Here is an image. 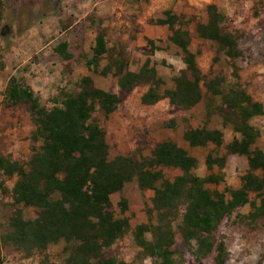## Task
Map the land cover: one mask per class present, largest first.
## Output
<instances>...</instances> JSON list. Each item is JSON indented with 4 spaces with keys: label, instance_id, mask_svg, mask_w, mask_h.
I'll list each match as a JSON object with an SVG mask.
<instances>
[{
    "label": "trees",
    "instance_id": "16d2710c",
    "mask_svg": "<svg viewBox=\"0 0 264 264\" xmlns=\"http://www.w3.org/2000/svg\"><path fill=\"white\" fill-rule=\"evenodd\" d=\"M2 7L0 0V17ZM205 10L206 21L195 24L197 35L214 41L218 51L229 58L240 56L238 38L226 27L225 15L214 3L207 4ZM154 22L169 28L168 40L182 53L184 67L173 76L170 88L161 89L164 81L149 57L137 70H131L122 51L107 47L103 31L95 35L92 56L86 64L96 70L100 60L107 58L99 72L117 76L118 93L95 86L91 76L83 75L76 92L63 93L59 105L46 108L29 85L15 75L9 77L2 93L3 103H28L34 124L32 139L39 144L25 163L0 155V173L15 178L11 197L17 205L8 218V229L0 235L2 243L30 255L63 240L68 251L64 264H135L104 255L106 248L131 230L149 264H183V251L173 248L177 229L194 260L212 256L215 264H225L228 251L224 240L216 235L222 220L245 205L249 210L238 214L241 220L255 223L264 216V149L254 146L260 130L251 123L254 116L263 113L262 104L244 88L226 86L224 75L202 81L196 55L189 48V31L181 26L187 23L182 17L168 9L165 17ZM147 43L151 51L157 48L152 39ZM54 50L63 59L72 57L65 41ZM139 85H147L140 95L141 103L146 105L167 97L172 105L189 109L202 99L203 85L212 97H219V113L238 135L225 143V154L207 153L206 174L194 173L192 170L199 166L197 157L172 140L156 142L150 157L136 159L121 154L108 158L105 131L92 119V113L98 109L109 115ZM183 137L192 147L224 144L223 132L218 128L190 127ZM228 154L247 158L248 167L240 177V185L225 190L209 188L207 184L223 180L220 171L212 170L222 169ZM159 166L173 167L180 173L168 179L156 169ZM133 178L140 189H151L153 195L147 210L149 221L131 227L128 217L115 216L110 195ZM18 204L34 207L35 217L24 218ZM119 204L123 210L126 208L124 199Z\"/></svg>",
    "mask_w": 264,
    "mask_h": 264
},
{
    "label": "rangeland",
    "instance_id": "374dc122",
    "mask_svg": "<svg viewBox=\"0 0 264 264\" xmlns=\"http://www.w3.org/2000/svg\"><path fill=\"white\" fill-rule=\"evenodd\" d=\"M214 3L225 15V25L236 34L240 56L229 58L219 52L217 44L199 37L195 24L206 21V5ZM182 17L181 24L189 31V48L205 83L216 75H224L226 86L244 88L263 106V113L254 116L251 123L260 130L254 146L264 149V0H3L0 17V155L25 163L39 141L32 139L34 124L28 103L14 105L3 103V90L10 76L19 77L29 85L46 108L59 105L65 92H76L83 75L91 76L95 86L118 93L117 76L99 71L107 58L99 62L96 70L86 64L92 56L95 35L103 31L107 47L122 51L129 68L137 70L149 57L158 75L163 79L161 89L173 86V76L183 67L180 48L170 42L171 33L166 25L154 22L165 17V11ZM179 24H175V27ZM147 39L157 48L151 51ZM65 41L70 59H63L54 47ZM147 85L136 86L105 116L96 109L92 119L105 131L108 158L130 155L136 159L150 157L154 144L172 140L197 157L199 166L192 170L198 175L208 171L204 166L207 153L225 154V143L238 134L232 124L219 113V97H212L202 86L203 97L189 109L172 105L167 97L153 104H143L140 95ZM218 128L223 132L224 144L192 147L183 133L190 127ZM244 155L228 154L220 171L223 180L207 184L209 188L225 190L238 187L240 177L247 170ZM165 178L172 179L180 173L173 167L159 166ZM14 177L0 173V235L8 229V218L17 205L13 204L11 187ZM153 190L140 189L137 180L124 183L110 195L114 214L128 217L131 227L149 221L147 210L152 206ZM253 197V194H251ZM126 201L123 210L119 201ZM24 218H34L36 209L18 204ZM249 206L238 208L220 223L216 235L224 240L228 257L225 264H264V216L255 223L241 220ZM154 214L152 219L154 220ZM149 237V234H146ZM67 243H51L42 251L26 255L12 244L0 241V264H64ZM173 248L183 251V264H215L212 256L196 261L183 245L180 233L175 230ZM125 263L149 264L135 244L131 230L104 251Z\"/></svg>",
    "mask_w": 264,
    "mask_h": 264
}]
</instances>
